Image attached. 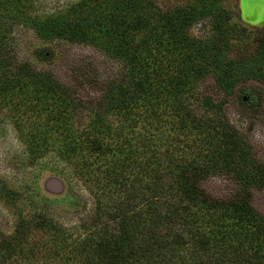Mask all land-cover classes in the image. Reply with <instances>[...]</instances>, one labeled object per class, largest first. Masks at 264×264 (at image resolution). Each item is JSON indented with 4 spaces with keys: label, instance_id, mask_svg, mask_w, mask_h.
<instances>
[{
    "label": "trees",
    "instance_id": "trees-1",
    "mask_svg": "<svg viewBox=\"0 0 264 264\" xmlns=\"http://www.w3.org/2000/svg\"><path fill=\"white\" fill-rule=\"evenodd\" d=\"M41 1L0 0V116L21 164L73 165L93 211L72 227L19 216L0 264H264V157L227 112L264 114V29L249 42L228 0ZM22 32L38 63L56 41L102 61L64 82L18 57Z\"/></svg>",
    "mask_w": 264,
    "mask_h": 264
},
{
    "label": "rangeland",
    "instance_id": "rangeland-1",
    "mask_svg": "<svg viewBox=\"0 0 264 264\" xmlns=\"http://www.w3.org/2000/svg\"><path fill=\"white\" fill-rule=\"evenodd\" d=\"M67 1L71 0H43L40 6L52 9L62 6ZM228 2L235 9L233 21L250 32L249 42H251V39L264 29V0H228ZM199 28V26L195 27L193 33L200 34ZM15 45L20 59L28 60L38 69L51 70L59 79L72 84L70 70L73 65L82 64L78 61L80 58L87 55L96 62L102 61V57L96 52L56 41L51 45L57 53V59L53 64L38 63L31 56L32 48L38 45L31 32L16 33ZM85 88V86L80 88V93L90 98L89 88ZM235 110L233 105L227 109L231 122L240 132L245 133L255 152L260 157H264V114L252 120L239 117ZM22 152V144L9 120L0 116V233L10 234L19 216L29 217L40 211L68 227L83 221L87 222L89 216L86 215H90L93 211L92 198L83 190L84 187L77 178L71 177L73 165L53 162L54 165L49 168L23 166ZM223 184L224 182L219 179H211L204 182L203 187L208 192L219 195L222 193ZM1 189L13 192L15 197L11 201L7 200ZM73 202H77V207L72 205ZM254 203L257 201L255 200Z\"/></svg>",
    "mask_w": 264,
    "mask_h": 264
}]
</instances>
